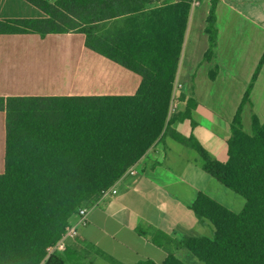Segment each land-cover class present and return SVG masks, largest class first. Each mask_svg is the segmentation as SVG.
<instances>
[{
  "label": "trees",
  "instance_id": "16d2710c",
  "mask_svg": "<svg viewBox=\"0 0 264 264\" xmlns=\"http://www.w3.org/2000/svg\"><path fill=\"white\" fill-rule=\"evenodd\" d=\"M24 1L45 17L2 19L0 35L84 34L87 48L142 79L133 96L0 97V112L6 114L0 264H66L48 249L62 239L81 209L95 205L169 130L194 0L150 8L152 0ZM219 1H211L207 20V61L214 57ZM99 24H108L107 29L100 30ZM263 64L264 57L242 106L250 101ZM192 101L185 114L189 119L195 108ZM242 106L231 123L225 163L213 158L196 138L171 133L196 152L208 174L245 200L242 211L235 212L201 192L190 205L201 224L214 229L212 238L185 237L177 242L200 264H264V122L254 116L251 133L246 132ZM153 242L175 243L163 232H157ZM162 264L190 263L170 253Z\"/></svg>",
  "mask_w": 264,
  "mask_h": 264
},
{
  "label": "crops",
  "instance_id": "0c3cea01",
  "mask_svg": "<svg viewBox=\"0 0 264 264\" xmlns=\"http://www.w3.org/2000/svg\"><path fill=\"white\" fill-rule=\"evenodd\" d=\"M164 1L152 0L149 8L161 7ZM211 1L194 0L189 14L175 82L182 88L173 93L177 108L169 114V130L134 166L136 174L125 175L116 184V195L102 197L87 208L84 224L79 217L71 220L78 236L58 254L66 264H139L144 260L162 264L170 253L179 255L183 248L177 242L183 238L213 237V227L201 224L190 205L201 192L220 201L210 188L221 186L203 169L196 152L171 133L196 138L213 158L227 162L231 123L264 57V0L219 1L216 47L207 61ZM44 17L24 0H0V20ZM62 41L79 54L76 64L68 55L61 73H53L63 84L45 80L54 72L47 66L52 67L55 59V53L46 48ZM22 80L25 88L19 84ZM141 83L136 73L87 48L84 34L0 35V97L133 96ZM191 100L195 108L189 119L185 114ZM245 112L251 115V123L254 116L264 122V64L250 101L242 106V119ZM5 155L6 114L0 112V175L5 172ZM157 232L175 243H154Z\"/></svg>",
  "mask_w": 264,
  "mask_h": 264
},
{
  "label": "rangeland",
  "instance_id": "374dc122",
  "mask_svg": "<svg viewBox=\"0 0 264 264\" xmlns=\"http://www.w3.org/2000/svg\"><path fill=\"white\" fill-rule=\"evenodd\" d=\"M176 0H165L163 3H173ZM108 26V24H99L97 25V27L100 30H104L106 27ZM104 28V29H103ZM107 29V28H106ZM100 33V32H99ZM65 40H69V39H65ZM70 41V40H69ZM64 43H59V44H51L48 46V48H46L47 52H52L55 53V59L52 62V67L51 66H47L49 69L48 70H53L54 72H50L46 77L45 80H49L51 82H59L63 84V80H59L61 77H54L53 73L56 72L57 74L61 73V70H63L64 67H66L68 59H65V57H68V55L70 56V61H73L75 64L77 63L76 60H79V54L78 51H75L74 49L68 48L69 43L62 41ZM72 42V41H70ZM64 64V65H63ZM63 65V66H62ZM54 78H53V77ZM42 78V79H41ZM39 77V82H44L43 77ZM63 79V78H62ZM26 82L20 81L19 84L24 85L23 87L25 88ZM58 83V84H59ZM243 122V126H244V130L248 133H251V129H252V123H251V115L249 113H244V119H242ZM187 147V146H186ZM218 184V183H216ZM220 184V183H219ZM219 186V185H218ZM214 184L213 188L211 189V193L213 195H215V197H217L220 201H223L226 206H228L231 210L235 211V212H240L242 211V209L245 206V200L233 193L232 191L224 188L221 184V189L220 187H218ZM180 257H182L186 262L190 263V264H200L199 261H197L196 259H194V257L192 255L189 254V252L185 249H183L181 252H179Z\"/></svg>",
  "mask_w": 264,
  "mask_h": 264
},
{
  "label": "built area",
  "instance_id": "2783aa9c",
  "mask_svg": "<svg viewBox=\"0 0 264 264\" xmlns=\"http://www.w3.org/2000/svg\"><path fill=\"white\" fill-rule=\"evenodd\" d=\"M182 88L181 84H175L174 91H178ZM176 105L174 102H172L170 112L174 113L176 112ZM136 174L134 167L128 170L126 175H134ZM118 193L116 186L111 188L109 191L105 192L103 197H109V196H114ZM89 215V210L87 208H83L79 212V218H80V223L84 224L87 221ZM78 236V229L76 226H69L63 235L62 239L54 246L50 247L48 249V254L49 255H54V254H59L60 252H63L67 248V243L69 240L74 239Z\"/></svg>",
  "mask_w": 264,
  "mask_h": 264
}]
</instances>
